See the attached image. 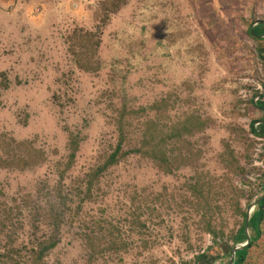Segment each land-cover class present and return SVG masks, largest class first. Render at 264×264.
I'll list each match as a JSON object with an SVG mask.
<instances>
[{
	"label": "trees",
	"instance_id": "16d2710c",
	"mask_svg": "<svg viewBox=\"0 0 264 264\" xmlns=\"http://www.w3.org/2000/svg\"><path fill=\"white\" fill-rule=\"evenodd\" d=\"M126 3L99 0L93 26L82 25L79 17L77 25L65 31L63 45L70 68L82 73L99 71L102 27ZM80 12L79 8L72 11ZM260 29L255 33L248 28L247 33L257 38L264 35V25ZM258 52L259 61L264 62V49ZM4 82L3 78L0 87L6 88ZM66 82L58 78L51 97L59 114L72 105ZM103 101L105 106L97 110L106 119L101 133L108 139L99 141L95 157L83 166L77 163L88 123L62 124L66 143L60 156L56 149L35 140L0 136L4 173L0 179V264H125L137 259L139 264H154L159 260L153 251L172 243L194 253L188 262L180 260L181 264H213L217 257L210 252L214 249L227 263L232 249L248 237V245L235 252L232 262L247 264L249 251L264 233V197L255 198L259 202L245 229L252 197H246L244 187L257 185L256 191L263 194L264 176L256 184L251 182L228 143L210 159L215 169L200 163L205 151L197 143L207 141L203 134L208 124L195 109L180 112L172 121L169 111L176 109L167 99L148 109H129L121 100ZM250 103L261 118L250 123L249 132L264 138V93ZM39 168L43 170L32 178V184L12 183ZM244 198L248 202L243 209ZM237 217L238 227H229ZM206 235L212 246L202 250L200 243ZM167 262L174 264L169 258Z\"/></svg>",
	"mask_w": 264,
	"mask_h": 264
},
{
	"label": "rangeland",
	"instance_id": "374dc122",
	"mask_svg": "<svg viewBox=\"0 0 264 264\" xmlns=\"http://www.w3.org/2000/svg\"><path fill=\"white\" fill-rule=\"evenodd\" d=\"M7 1H0V81L4 78L6 85L0 87V136L35 140L60 156L66 143L62 124L88 123L77 163L83 166L95 157L99 141L108 139L101 133L106 119L97 110L105 106L103 100L148 109L167 99L176 109L175 114L169 111L172 121L180 112L195 109L207 122V141L197 143L205 151L200 163L215 169L210 159L228 143L251 182L264 176V138L249 132L250 123L261 118L250 102L258 99L254 93L263 95L264 62L258 49H264L259 42L264 35L254 38L247 33L248 28L261 32L264 0H127L102 27L101 67L96 73L70 68L63 36L79 17L82 25L93 26L99 0ZM78 8L79 14L72 13ZM58 78L66 79L73 99L61 114L51 102ZM144 117L146 112L140 119ZM42 170L26 172L27 177L12 183L30 185ZM254 189L244 187L246 197H252L249 215L257 205L255 198L264 194ZM247 202L241 200L243 209ZM233 219L228 225L237 228L240 218L236 224ZM254 244L247 264H264V233ZM200 246H212L210 236H204ZM210 253L217 257L213 264H228L217 249ZM152 254L159 260L154 264H170L168 258L181 264L194 255L175 243Z\"/></svg>",
	"mask_w": 264,
	"mask_h": 264
},
{
	"label": "water",
	"instance_id": "95a60500",
	"mask_svg": "<svg viewBox=\"0 0 264 264\" xmlns=\"http://www.w3.org/2000/svg\"><path fill=\"white\" fill-rule=\"evenodd\" d=\"M263 93H264V90H263ZM261 95H262V94H259V95L257 96V98H259ZM263 197H264V194L261 196L260 199H262ZM258 202H259V200H257L253 206H255ZM248 219H249V214H248V217H247V219H246V226H245V229H247V222H248ZM248 243H249V238L247 237V240H246V242H245L244 244H242L240 247H234V248L232 249L231 256H230V258H229L228 264H232L235 252H236L237 250L242 249V248H244L245 246H247Z\"/></svg>",
	"mask_w": 264,
	"mask_h": 264
}]
</instances>
